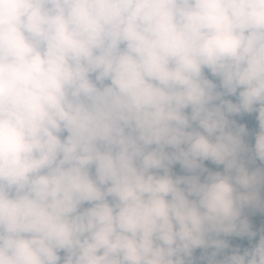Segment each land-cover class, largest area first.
Masks as SVG:
<instances>
[{"label": "clouds", "instance_id": "1", "mask_svg": "<svg viewBox=\"0 0 264 264\" xmlns=\"http://www.w3.org/2000/svg\"><path fill=\"white\" fill-rule=\"evenodd\" d=\"M0 264H264V0H0Z\"/></svg>", "mask_w": 264, "mask_h": 264}, {"label": "trees", "instance_id": "2", "mask_svg": "<svg viewBox=\"0 0 264 264\" xmlns=\"http://www.w3.org/2000/svg\"><path fill=\"white\" fill-rule=\"evenodd\" d=\"M175 170L178 172L179 171V166H177Z\"/></svg>", "mask_w": 264, "mask_h": 264}]
</instances>
